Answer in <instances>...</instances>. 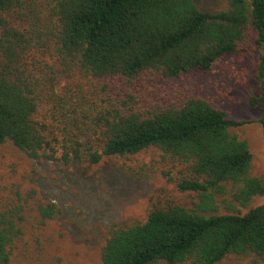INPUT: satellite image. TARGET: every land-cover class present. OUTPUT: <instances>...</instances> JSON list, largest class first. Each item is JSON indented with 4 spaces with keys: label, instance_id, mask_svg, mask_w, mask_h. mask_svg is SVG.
<instances>
[{
    "label": "trees",
    "instance_id": "trees-1",
    "mask_svg": "<svg viewBox=\"0 0 264 264\" xmlns=\"http://www.w3.org/2000/svg\"><path fill=\"white\" fill-rule=\"evenodd\" d=\"M251 30L261 50L250 104L261 107L264 135V0H226L214 12L195 0H0V153L12 146L33 159L98 164L155 147L178 167V189L195 200L191 207L153 206L142 221L113 225L98 248L99 264H218L230 255L260 264L264 202L241 211L264 195L248 143L233 130L245 121L196 95L143 108L129 92L146 78L210 71ZM65 72L119 80L128 98L89 101L81 88L62 95L56 85ZM45 107L59 127L47 125ZM4 188L12 196H1L0 264H28L22 257L16 263L14 253L25 246L30 254L29 244L42 254L37 264L47 256L63 262L56 226L49 228L53 246L42 241L60 207L19 181ZM28 204L36 212L31 241L24 240Z\"/></svg>",
    "mask_w": 264,
    "mask_h": 264
},
{
    "label": "rangeland",
    "instance_id": "rangeland-1",
    "mask_svg": "<svg viewBox=\"0 0 264 264\" xmlns=\"http://www.w3.org/2000/svg\"><path fill=\"white\" fill-rule=\"evenodd\" d=\"M206 11H218L226 0H195ZM260 48L255 42V32L250 31L239 49L219 59L208 72L191 70L178 77L167 79L139 80L130 88L134 105L146 107L167 98L192 94L207 99L228 113L231 118L245 122L233 130L248 143L252 154L251 171L264 181V135L259 122L261 107H252L250 97L258 92L257 63ZM56 85V92L62 95L74 94L77 88L85 99L103 98L120 103L127 99L120 90L121 81L113 78L83 79L76 73H62ZM77 84L79 85L77 87ZM106 85L103 92L100 85ZM42 111L48 119L47 125L58 127L59 116L45 107ZM58 133L59 130H55ZM0 156V186L19 181L32 186L37 194L60 207L54 223L47 226L42 241L53 246V233L49 228L57 227L56 247L64 261L58 264H99L98 248L113 225L139 222L153 206L177 203L191 207L195 194L181 191L177 187L178 167L167 162L162 152L150 147L134 155H118L106 158L98 164L72 161L64 164L50 159H33L7 146ZM7 190V191H5ZM1 196L11 197L8 188L0 189ZM264 195L255 196L247 208L262 204ZM31 203V202H30ZM28 204L24 208V227L28 230L24 240H32L29 234L36 221V212ZM29 253L18 247L14 261L20 258L24 263L37 264L42 259L40 251ZM39 264H55L47 256ZM218 264H254L248 258L230 255ZM260 264H264L261 261Z\"/></svg>",
    "mask_w": 264,
    "mask_h": 264
}]
</instances>
